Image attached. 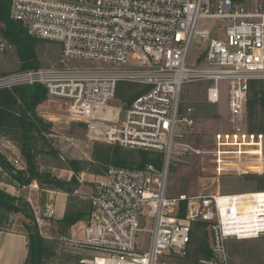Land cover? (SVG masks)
<instances>
[{
    "label": "built area",
    "instance_id": "built-area-1",
    "mask_svg": "<svg viewBox=\"0 0 264 264\" xmlns=\"http://www.w3.org/2000/svg\"><path fill=\"white\" fill-rule=\"evenodd\" d=\"M10 17L23 22L29 33L60 43L65 57L106 66L16 70L0 75V89L41 84L48 94L47 105L41 107L43 116L78 120L88 127L90 139L163 154L161 167L149 163L143 168L110 166L106 170L90 196L91 213L78 241L95 253L83 263L169 264L173 256L188 254L194 225L200 221L208 224L212 255L197 264H231V239L264 236V115L261 130L250 131L254 82L262 85L264 95V3L12 0ZM204 18L216 20L225 36H213L214 29L200 30ZM198 36L206 51L193 66L189 55ZM194 81L209 83L206 98L212 104L221 99V82L227 83L230 130L226 136L233 137L228 143L235 147L231 155L217 158V169L258 175L259 189L172 192L170 161L180 140L195 125L194 107L181 110L184 88ZM121 82L136 83L142 89L126 107L111 103ZM13 164L24 168L18 159ZM33 186L39 188L36 181L29 185ZM47 191L54 201L55 191ZM45 210L53 216L56 203H48ZM36 217L39 226L45 224L43 217ZM141 233H147V248Z\"/></svg>",
    "mask_w": 264,
    "mask_h": 264
},
{
    "label": "rangeland",
    "instance_id": "rangeland-1",
    "mask_svg": "<svg viewBox=\"0 0 264 264\" xmlns=\"http://www.w3.org/2000/svg\"><path fill=\"white\" fill-rule=\"evenodd\" d=\"M251 6L257 3H264V0H245ZM218 22L214 19L204 18L199 22L198 28L200 30L214 29L212 34L216 37H224L225 31L218 28ZM1 27V25H0ZM205 45L201 36H198L192 46L189 55V64L193 66L198 65V59L205 53ZM19 49L16 44L6 41L0 34V75L8 72H13L21 69V61L19 57ZM36 54L39 58L42 68L50 67H64V66H81L89 68H99L106 66L104 63L94 62L90 60L65 57L63 54V47L60 43L54 41L39 40L36 46ZM33 69V68H31ZM28 70V69H27ZM129 83L121 82L125 94L119 95L118 91L116 98L111 102L113 105L126 107L132 96L140 92L141 88L132 90L133 87H126ZM209 83L206 81H194L188 83L183 91L181 110L183 111L187 106L194 107L193 118L195 125L192 130H188V134L180 140V144L177 145L172 159L170 161L171 175L169 178V184L172 192L177 194L181 191H186L193 194H209L217 192H248L255 191L262 185L261 179L258 175L253 174H238L235 172H218L217 158L223 156L224 158L230 154L232 144L228 141H233V137L229 138L226 133L230 130L229 117V93L226 82H221L222 89L221 99L218 103L212 104L208 102L206 98V89ZM258 92V96L262 93L260 88L254 90L252 88L250 93V102H255L254 93ZM124 93V92H123ZM47 104L44 102L38 105L37 111L46 121L52 123L51 129L53 133L49 136L53 140H57L59 147V156H41V169L46 171H54L55 165L65 163L68 159H80L83 161H93V150L97 143L107 144L106 142L94 140L88 138L87 126L78 120H58L53 115H42V109ZM58 107H61L57 104ZM43 107V108H41ZM40 108V109H39ZM262 108L259 104L257 111L250 116V131L258 133L259 130H252L251 127L256 124L255 127L261 124L263 112L258 113ZM39 109V110H38ZM252 111V108L250 107ZM41 111V112H40ZM62 112H66V104H62ZM41 113V114H40ZM225 135V136H221ZM132 149V148H131ZM200 149V152L197 150ZM130 150V148H128ZM112 163H100L93 161L91 165H88L87 169L83 172L77 173L78 178L83 179L77 188H74L72 192H64L66 194H54L56 201H52L49 188L45 185L41 186L38 183L39 188H33L27 186L25 197L28 194V199L35 211L36 216L43 217L45 224L40 227L41 233L52 241L56 242L55 254L49 259L48 264H88L83 263L84 258H93L95 253L90 248L82 247L78 241H80L79 232L82 231L80 226L86 224L78 223L65 227L59 220L64 216L67 211H70L72 206L78 204L77 207H83L90 205V193L92 188L98 186V179L105 174L106 170ZM113 166V164L111 165ZM90 169L98 168L102 171V174L92 173ZM66 179L72 178L74 172L69 169H62L60 176ZM2 179H6L2 177ZM0 187H9L0 184ZM81 192L74 194L76 189H80ZM229 189V190H228ZM9 190V189H8ZM33 191V192H32ZM32 192V195H30ZM63 192V191H62ZM12 193V192H11ZM68 193V194H67ZM81 194V195H80ZM84 194H89L84 196ZM56 202L57 211L53 216L46 215V206L48 203ZM6 215L5 211L0 210V216ZM10 224L8 227L13 226L19 229L21 223L25 221V217L21 214L12 213L9 217ZM25 228V225L23 226ZM26 229V228H25ZM204 240L210 242V233L207 227H203ZM208 231V233H207ZM206 232V233H205ZM140 240L143 242V247H148L147 233L140 234ZM193 235L191 247L189 249L190 256H195L197 261L189 260L188 258H182L173 256L169 261V264H197L200 257H206L205 254H201L196 249V244ZM210 244V243H209ZM229 250L231 255V264H264V236L259 238L236 240L231 239L229 241Z\"/></svg>",
    "mask_w": 264,
    "mask_h": 264
},
{
    "label": "trees",
    "instance_id": "trees-1",
    "mask_svg": "<svg viewBox=\"0 0 264 264\" xmlns=\"http://www.w3.org/2000/svg\"><path fill=\"white\" fill-rule=\"evenodd\" d=\"M11 1L0 0V34L9 43L12 42L17 45L22 70L40 68L41 63L36 54V46L39 40L44 39L29 33L27 26L23 22L10 17ZM125 83H129L128 86L124 85L127 88L132 86V90L141 88L136 83ZM258 87L262 93V85L259 82H254L251 90L252 88L256 90ZM124 89L126 88L122 89V85L118 87L119 95L125 94ZM136 95L130 98L129 103ZM254 95L256 96L255 102H250L252 115L257 111L259 104H261L262 108L258 113L264 110L263 93L261 96H258V92H255ZM47 98V91L41 84H25L13 88L0 89V138L12 140L20 148L25 168H17L8 159L7 155L1 151L3 149L2 146H0V166L6 172L5 174L11 176L14 179L13 181L17 182L19 186H29L33 181H37L39 185H45L49 189L70 193L80 185L77 173L85 171L93 161L107 164L112 163L113 166L129 168H143L149 163H154L158 167L163 165L162 153L136 148H130L128 150V148L117 144L97 143L94 146L93 161L91 162L71 158L65 163L55 165L54 171L41 169V156L57 157L60 152L57 145L58 141L49 137L53 133L51 129L52 123L46 121L37 111L38 105L45 102ZM261 128V125L251 127L252 130H261ZM64 168L74 172L72 178L66 179L60 176V171ZM89 170L92 173H103L98 168H89ZM77 205L72 206L71 210L67 211L59 220L66 228L75 225L81 220L87 219L91 213V205H86L85 208L77 207ZM0 210L6 212V215L0 216V230L8 229L10 224L9 217L12 213L21 214L25 217L23 223L28 239V256L25 264H48L49 259L55 254L56 242L41 233L35 211L30 201L23 194H12L5 187H0ZM203 227L208 228V224L200 221L194 225L192 240L194 235L195 240L198 242L196 243L198 244L196 245L197 251L209 257L212 255L210 242H206L203 238L204 236L200 235L204 234ZM182 258L192 259L196 262L198 257H191L188 252Z\"/></svg>",
    "mask_w": 264,
    "mask_h": 264
},
{
    "label": "crops",
    "instance_id": "crops-1",
    "mask_svg": "<svg viewBox=\"0 0 264 264\" xmlns=\"http://www.w3.org/2000/svg\"><path fill=\"white\" fill-rule=\"evenodd\" d=\"M1 144L5 146H2ZM0 146L3 147L1 151L7 155L10 161L13 162L14 160L18 159L19 162L25 168V163L21 156V150L17 145H15V143L12 140L0 138ZM64 169H67V168H64ZM5 173L6 172L4 171V173L0 174V184L8 186L9 187L8 189L10 192H12V194H16V195H19L20 193L26 194L24 192H27V189H26L27 186L26 185L19 186L17 182L13 181L14 179L11 176L6 175ZM1 176L5 177L6 179H2ZM98 176L99 175L97 174V177ZM103 177L104 175L101 177V179H98V182L102 181ZM78 190L79 192H81V188ZM95 190H96V187L92 188V193H90V195L84 194V196L89 195V196H86L89 198L95 192ZM53 191H55L54 192L55 194H60V193L66 194L58 190H53ZM32 192H30L31 193L30 195H32ZM78 193H74V194H78ZM26 197L28 198V194L26 195ZM54 197H55V201H56V198H59V197H56L55 195ZM90 205H91V201H90ZM88 219L89 217L87 219L77 222L76 224L77 225L78 223L86 224L88 222ZM15 225L16 223H13V226ZM13 226L11 225V227H8L7 230H0V264H25L26 262V259L28 256V239H27L26 229L23 228L24 223L23 222L21 223L20 225L21 227H19V229L14 228ZM80 227L82 229L84 226H80ZM79 235L81 238L83 235V230L79 232Z\"/></svg>",
    "mask_w": 264,
    "mask_h": 264
}]
</instances>
